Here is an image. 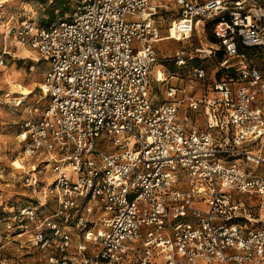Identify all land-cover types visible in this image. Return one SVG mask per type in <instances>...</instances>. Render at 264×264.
<instances>
[{
  "label": "built area",
  "instance_id": "built-area-1",
  "mask_svg": "<svg viewBox=\"0 0 264 264\" xmlns=\"http://www.w3.org/2000/svg\"><path fill=\"white\" fill-rule=\"evenodd\" d=\"M167 1L166 38L213 42L175 52L196 62L161 101L160 0H72L42 25L7 23L0 68L9 39L33 53L47 104L16 134L33 197L0 210V264H264V2Z\"/></svg>",
  "mask_w": 264,
  "mask_h": 264
},
{
  "label": "rangeland",
  "instance_id": "rangeland-1",
  "mask_svg": "<svg viewBox=\"0 0 264 264\" xmlns=\"http://www.w3.org/2000/svg\"><path fill=\"white\" fill-rule=\"evenodd\" d=\"M68 2L67 12L70 11L72 0H0V41L7 23H16L24 20H32L38 25L50 21L51 13L54 15L62 7V2ZM264 2V0H260ZM167 4L159 14L161 24V36L164 37L158 42L157 52L158 61L154 66L151 78V90L158 101L163 100V91L168 84H178L176 79L182 78L187 82V76L196 60L186 62L183 66H177L173 60L176 51L183 50L185 55L195 56V48H200L213 42L209 31L203 33H193L189 38H166L167 26L171 19L178 17L179 8L174 2L160 0ZM12 57L5 56V67L7 68L10 79L13 82H20L25 89H19L21 96L25 99L17 104L12 97L0 98V114L2 126L0 129V210H8L32 201V192L20 181L23 171L19 168V158L21 149L16 141V134L19 129L20 121L23 118L34 116L32 108L36 107L38 112L47 104V100L40 99V91L37 87L43 81V74L47 65L43 61L34 62L35 55L17 45L13 39L8 40ZM27 51V56L18 57L17 50ZM215 61L204 60V66L209 76L216 75ZM32 67V68H31ZM0 68V96L6 94L10 86L2 78ZM17 96V95H16ZM192 114V113H191ZM196 123L200 128L204 127L203 115L197 112ZM16 160V161H15ZM31 165L25 164V171ZM263 170L264 169H260ZM48 178V173H45ZM48 180V179H47ZM6 204L7 207H4ZM12 205V206H11ZM257 209V207H254ZM30 264H42L40 255L33 254Z\"/></svg>",
  "mask_w": 264,
  "mask_h": 264
},
{
  "label": "bare ground",
  "instance_id": "bare-ground-1",
  "mask_svg": "<svg viewBox=\"0 0 264 264\" xmlns=\"http://www.w3.org/2000/svg\"><path fill=\"white\" fill-rule=\"evenodd\" d=\"M177 37L179 36L177 35ZM2 78L10 86L9 90L6 92V96L12 97L13 100H16L17 104H20L25 99V96H21V91H19V89H25V87L21 85L20 82L11 81L7 68L2 69Z\"/></svg>",
  "mask_w": 264,
  "mask_h": 264
},
{
  "label": "trees",
  "instance_id": "trees-1",
  "mask_svg": "<svg viewBox=\"0 0 264 264\" xmlns=\"http://www.w3.org/2000/svg\"><path fill=\"white\" fill-rule=\"evenodd\" d=\"M68 7V2L67 1H63L62 2V7L60 8V10L56 13V15L53 14V12L51 13V17H50V21L55 20L58 16L62 15L65 10H67ZM44 24V23H43Z\"/></svg>",
  "mask_w": 264,
  "mask_h": 264
},
{
  "label": "crops",
  "instance_id": "crops-1",
  "mask_svg": "<svg viewBox=\"0 0 264 264\" xmlns=\"http://www.w3.org/2000/svg\"><path fill=\"white\" fill-rule=\"evenodd\" d=\"M0 48H1V41H0ZM17 56L18 57H25L27 56V51H24L23 49H18L17 50ZM260 216L264 217V210H262L259 214ZM31 260L30 258L28 259V261ZM30 262V261H29Z\"/></svg>",
  "mask_w": 264,
  "mask_h": 264
}]
</instances>
